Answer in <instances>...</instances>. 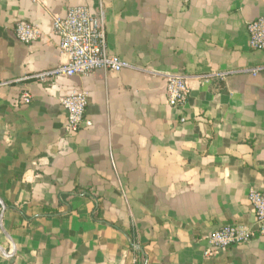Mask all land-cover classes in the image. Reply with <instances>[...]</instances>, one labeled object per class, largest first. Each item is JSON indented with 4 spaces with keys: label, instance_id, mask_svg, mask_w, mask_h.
I'll use <instances>...</instances> for the list:
<instances>
[{
    "label": "crops",
    "instance_id": "0c3cea01",
    "mask_svg": "<svg viewBox=\"0 0 264 264\" xmlns=\"http://www.w3.org/2000/svg\"><path fill=\"white\" fill-rule=\"evenodd\" d=\"M79 6L104 21L109 54L189 77L185 109L138 71L32 79L68 61L52 21ZM261 17L264 0H0V82L13 81L0 89V264H264V236L205 256L216 229L256 230L264 73L245 70L264 65L248 34ZM20 20L42 39L21 43ZM73 91L94 125L68 136Z\"/></svg>",
    "mask_w": 264,
    "mask_h": 264
},
{
    "label": "built area",
    "instance_id": "2783aa9c",
    "mask_svg": "<svg viewBox=\"0 0 264 264\" xmlns=\"http://www.w3.org/2000/svg\"><path fill=\"white\" fill-rule=\"evenodd\" d=\"M38 1V0H35ZM17 39L26 45L34 44L43 37L41 30L26 21H18L15 25ZM52 34L60 41V51L68 61L33 75L31 78L43 84L61 78L88 76L96 71L121 73L131 70L142 72L150 77L162 78L166 83L168 104L178 111H183L191 95L190 79L183 74L161 73L136 67L118 56L108 52L105 23L84 7L69 9L65 17L56 16L52 21ZM249 44L254 51H264V17L252 21L248 25ZM254 76L264 73V65L245 70ZM229 73H213L200 77L202 81L224 80ZM23 80V79H22ZM22 80H16L18 83ZM13 83L0 82V89ZM32 94L25 91L15 99L16 105H29ZM67 114L64 130L68 136L83 129H91L94 123L87 117L89 95L85 91H73L60 100ZM249 201L255 212L256 230L238 225H226L216 229L208 237L210 248L205 256L212 257L221 249L251 242L257 236H264V193L250 189Z\"/></svg>",
    "mask_w": 264,
    "mask_h": 264
},
{
    "label": "trees",
    "instance_id": "16d2710c",
    "mask_svg": "<svg viewBox=\"0 0 264 264\" xmlns=\"http://www.w3.org/2000/svg\"><path fill=\"white\" fill-rule=\"evenodd\" d=\"M76 193H77V194H81L79 188L76 189ZM63 199L66 200L67 198L65 197V198H63ZM55 214H56V212L54 211V212H50L48 215H49V216H53V215H55Z\"/></svg>",
    "mask_w": 264,
    "mask_h": 264
},
{
    "label": "water",
    "instance_id": "95a60500",
    "mask_svg": "<svg viewBox=\"0 0 264 264\" xmlns=\"http://www.w3.org/2000/svg\"><path fill=\"white\" fill-rule=\"evenodd\" d=\"M1 204H2V214H3L6 211V207L3 203H1Z\"/></svg>",
    "mask_w": 264,
    "mask_h": 264
}]
</instances>
